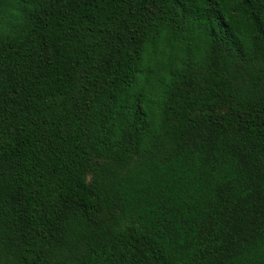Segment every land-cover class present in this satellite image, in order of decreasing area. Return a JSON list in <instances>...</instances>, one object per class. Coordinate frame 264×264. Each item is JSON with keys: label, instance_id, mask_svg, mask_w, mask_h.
Here are the masks:
<instances>
[{"label": "trees", "instance_id": "obj_1", "mask_svg": "<svg viewBox=\"0 0 264 264\" xmlns=\"http://www.w3.org/2000/svg\"><path fill=\"white\" fill-rule=\"evenodd\" d=\"M0 264H264V0H0Z\"/></svg>", "mask_w": 264, "mask_h": 264}]
</instances>
